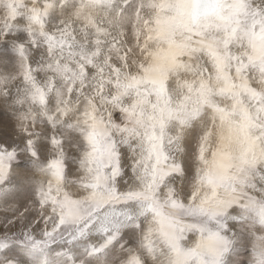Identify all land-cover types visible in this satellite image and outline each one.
I'll use <instances>...</instances> for the list:
<instances>
[{
  "label": "snow or ice",
  "instance_id": "obj_1",
  "mask_svg": "<svg viewBox=\"0 0 264 264\" xmlns=\"http://www.w3.org/2000/svg\"><path fill=\"white\" fill-rule=\"evenodd\" d=\"M0 264H264V0H0Z\"/></svg>",
  "mask_w": 264,
  "mask_h": 264
}]
</instances>
